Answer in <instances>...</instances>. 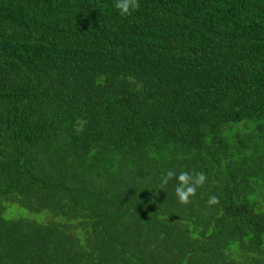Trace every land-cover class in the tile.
<instances>
[{
    "label": "trees",
    "instance_id": "1",
    "mask_svg": "<svg viewBox=\"0 0 264 264\" xmlns=\"http://www.w3.org/2000/svg\"><path fill=\"white\" fill-rule=\"evenodd\" d=\"M114 4L0 0V264H264V0Z\"/></svg>",
    "mask_w": 264,
    "mask_h": 264
},
{
    "label": "clouds",
    "instance_id": "2",
    "mask_svg": "<svg viewBox=\"0 0 264 264\" xmlns=\"http://www.w3.org/2000/svg\"><path fill=\"white\" fill-rule=\"evenodd\" d=\"M139 6V0H115L114 4L121 17L131 16L134 11L139 9ZM173 178L177 180L175 195L178 198V202L185 205L190 203V198L195 196L196 189L202 187L206 180L204 173H195L193 175L189 172H180L177 175L175 171L169 170L161 181L160 189H164L168 181ZM208 202L209 204H215L218 202V198L211 196Z\"/></svg>",
    "mask_w": 264,
    "mask_h": 264
},
{
    "label": "rangeland",
    "instance_id": "3",
    "mask_svg": "<svg viewBox=\"0 0 264 264\" xmlns=\"http://www.w3.org/2000/svg\"><path fill=\"white\" fill-rule=\"evenodd\" d=\"M10 215H17L18 214V211L16 209L12 210L11 213H9Z\"/></svg>",
    "mask_w": 264,
    "mask_h": 264
}]
</instances>
